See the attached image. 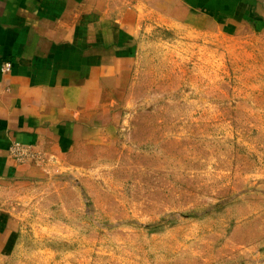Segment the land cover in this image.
<instances>
[{"label":"rangeland","instance_id":"1","mask_svg":"<svg viewBox=\"0 0 264 264\" xmlns=\"http://www.w3.org/2000/svg\"><path fill=\"white\" fill-rule=\"evenodd\" d=\"M234 1L215 27L141 15L85 138L7 193L5 264H264V1Z\"/></svg>","mask_w":264,"mask_h":264},{"label":"crops","instance_id":"2","mask_svg":"<svg viewBox=\"0 0 264 264\" xmlns=\"http://www.w3.org/2000/svg\"><path fill=\"white\" fill-rule=\"evenodd\" d=\"M229 3L0 0V264L19 227L7 193L36 180L43 157L65 155L85 138L137 56L141 15L195 26L204 18L215 27L219 12L233 11Z\"/></svg>","mask_w":264,"mask_h":264},{"label":"built area","instance_id":"3","mask_svg":"<svg viewBox=\"0 0 264 264\" xmlns=\"http://www.w3.org/2000/svg\"><path fill=\"white\" fill-rule=\"evenodd\" d=\"M2 72H9L11 70V63L5 62L1 68Z\"/></svg>","mask_w":264,"mask_h":264}]
</instances>
